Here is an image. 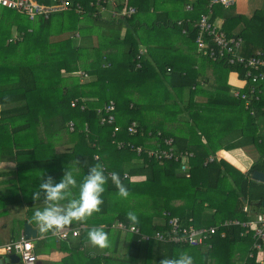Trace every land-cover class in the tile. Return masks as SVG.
I'll list each match as a JSON object with an SVG mask.
<instances>
[{
	"label": "trees",
	"instance_id": "1",
	"mask_svg": "<svg viewBox=\"0 0 264 264\" xmlns=\"http://www.w3.org/2000/svg\"><path fill=\"white\" fill-rule=\"evenodd\" d=\"M73 1L87 9L85 15L95 17L96 0ZM190 3L193 5L192 10L187 9ZM208 3V0H130L128 4L123 1L118 3L121 10L128 6H134L137 10L130 16H116L127 31L118 41L120 45L116 51L112 52H96L85 44L77 46L72 39L73 32L67 37H59L58 42H51L54 32L49 25L58 16L73 13L67 20V31H84L80 25L81 14L75 8L53 13L48 18L38 16L30 19L23 14L28 25L32 26L38 18L39 21L36 22L37 29L27 32L23 40L10 43L17 49L14 56L6 49L3 39L0 41V105L23 101L21 105L0 109V135L10 139L14 150L13 160L18 167L36 171L39 179L53 177L56 166L64 167L65 171L71 169L77 180V187L71 189L73 197L78 195V185L83 180L79 170L82 167L89 168L101 163L106 175H110V172L119 173L129 189V197L120 198L109 178L102 195L104 203L100 206L101 210L94 213L97 217L93 216L94 221L90 223L97 227L105 224L103 229L107 233L116 230V245L124 236V241L128 242V258H124L122 264H160L165 257L172 258L181 251L192 256L194 264H261L258 251L253 247L254 232L242 225L225 227L222 224L227 219H252L254 216L243 211L246 203L253 212L263 209L264 213V182L252 178L255 170L264 172V135L260 134L258 124L259 118L264 116V82L258 84L262 89V92L257 93L259 99L255 93H251V81L238 95L230 93L235 103L236 126L228 131L221 129L214 136L206 131L207 125L199 121L209 120L207 103L195 110L193 108L198 105L194 101L181 106L185 92H193V86L197 89L195 93H206L209 98L222 97L227 93L223 92L221 78L226 79L229 73L237 71L242 79H246L247 70L242 66L210 59L199 51L196 42L198 28L195 24L202 13L209 12ZM235 4H217L213 7L210 20L217 25L216 32H224L229 37H242L241 53L245 56L254 55L258 49L264 52V8L246 16L234 13ZM219 17L225 19L222 26L217 24ZM239 25L242 28L235 33L234 29ZM125 43L126 50L121 47ZM166 44L172 48L168 58L186 62L189 66L169 64L170 70L164 63L151 66L145 60L146 51L141 56V66H137L142 45ZM186 46L192 48V52H186ZM209 65L214 69L215 80L210 84L215 89L213 91L204 88L198 80L202 67ZM79 68L93 79L81 81L83 77L79 74ZM126 71L138 72L139 76L131 77ZM66 72H73L75 76L65 75ZM210 79L207 77L204 81L209 82ZM242 94H247L250 99L249 107H246V99ZM111 100L116 103L117 123L122 126L118 136L120 139L136 145L156 147L162 142L163 136H157L160 129L164 136H172L163 125L149 124V118L157 110L163 114L188 113L193 117L191 124L194 130L197 129L201 133L199 136H205L208 142L203 143L201 140L199 150L191 160V169L186 173L178 162H160L148 159L146 155L141 157L129 149H119L113 143V125L101 122L105 115L103 107ZM218 100L217 103L221 102ZM73 102L75 105H72ZM99 109L102 111L99 112ZM134 120L139 122L144 135L128 134L126 128ZM70 121L75 124L74 130L70 129ZM221 121L217 123L221 125ZM38 125L42 127L39 133L35 129ZM150 131L152 136L148 135ZM228 134L231 138L237 135L241 141L230 143L227 149L252 146L250 148L257 149L254 152L258 151L261 156L248 172L241 171L214 153L220 145L231 140L225 137ZM174 136L177 147H180V141L184 140ZM55 144L65 145V148L71 146V151L56 154L54 148L51 149ZM182 147L186 148L187 145L183 144L180 149ZM210 154L215 159L205 164ZM135 157H140V162L131 163ZM178 169L181 172H177ZM187 173H190V177H187ZM138 174L144 175V179L132 180V176ZM198 174H201L199 178ZM55 177L56 182L62 179V176ZM231 178L237 183L236 189L226 185ZM129 211L137 214L139 223L135 224L142 234L169 229L168 218L171 216H178L185 225L197 228L213 225L218 229L197 246L142 240L141 234L114 227L118 221L134 224L127 219ZM99 215H102L101 219ZM223 231L226 232L224 237L221 234ZM154 248L157 254L152 257Z\"/></svg>",
	"mask_w": 264,
	"mask_h": 264
},
{
	"label": "crops",
	"instance_id": "2",
	"mask_svg": "<svg viewBox=\"0 0 264 264\" xmlns=\"http://www.w3.org/2000/svg\"><path fill=\"white\" fill-rule=\"evenodd\" d=\"M129 3L130 0H113V2L108 3L107 10L105 9L100 14L93 16H98L99 18H92L87 15H81L79 16L80 19V25L81 27H84V31L81 32L79 29H75L73 31H67L69 29V25L67 24V20L69 17H72L73 13H68L65 16H58L54 19L53 23L49 25L51 30L57 34L53 33L51 36V42H58L59 37H67L71 35L73 32L74 35L72 36V39L74 43L78 45L90 46L92 47L96 52H112L116 51L117 47L120 45L118 43L119 40H122V38L125 36L127 28L124 24H121L117 21V13L119 12V9L117 4L120 2ZM251 1L253 0H238L235 4L234 13H240L243 15L248 14L247 13V6L248 4L251 5ZM256 3H264V0H255ZM193 6V5H192ZM255 12V10H254ZM114 14V15H113ZM253 14V13H252ZM117 16V17H116ZM248 16V15H246ZM37 21H39V18L34 20L33 25H28L26 18L23 16V14L13 10H8L0 7V41L3 39L5 45L7 46L6 49L8 52L11 53V56H14L17 53V49L15 46H13L12 43H16L17 41L23 40L24 36L27 34V32H32L34 29H37ZM225 19L224 17H219L217 20V24L222 26ZM37 22V23H36ZM239 28V29H238ZM242 28L240 25L237 27L238 30L234 29V32L237 33V31ZM236 30V31H235ZM67 31V32H65ZM75 31V32H74ZM95 32V34H93ZM81 33V34H80ZM85 34L83 37L82 34ZM67 35V36H66ZM97 38V39H95ZM179 46V45H178ZM122 49L127 48V43L124 44ZM150 47V48H149ZM149 47L141 46L140 49H143L145 52V55L147 57L145 60L148 61V64L153 66H158L159 64H167L168 70L171 65L174 64L176 66L181 67H188L189 64L186 62H178L173 61V59L168 58L169 55L172 53V48L170 46L163 45H149ZM186 52H192V48L186 46L185 47ZM21 50V48H20ZM260 50V49H258ZM197 54V53H196ZM51 60H53L51 58ZM82 61V60H80ZM81 68V67H80ZM79 68V72H81ZM213 70L212 67L205 66L202 67L201 72L198 75V80H200V83L203 85L204 88H206L209 91L215 90L211 85L213 84L215 80V76H213ZM85 71V70H83ZM6 73V71L4 70ZM74 72V71H73ZM71 72H66L65 75H72L75 76V74ZM127 75L131 77H137L139 76L138 72L134 73L133 71H126ZM6 75H4L5 77ZM211 77L209 82H205L204 78ZM222 79V85L224 87V91L226 92V96L222 97H216L213 96V98H209V96L206 93L196 92V88L193 86V92L187 90L185 92V95L183 97V103L181 106H187L190 105L191 101H194L197 107L193 108L199 109V105L206 104L207 108L210 109V117L207 121L199 120L200 123L202 122L206 126V131L214 136L215 134H218L221 129H225L226 131L231 130L235 128L236 124V115L235 111L233 110V107L235 106V103L233 101V98H231L229 95L230 93H233L234 95L237 94L241 89H244L245 82L244 79L240 77L239 72H231L229 73L228 77L221 78ZM82 81V79H81ZM227 82V84H226ZM211 84V85H210ZM150 86V85H149ZM147 86V89L149 88ZM217 94V93H216ZM217 98V99H215ZM220 99L221 102L217 103ZM23 101L18 102H12L8 104H1L0 109H7L14 106L21 105ZM221 110H218L219 108ZM218 108V109H217ZM216 109V110H215ZM213 117H212V116ZM193 117L190 116L188 113H174L169 112L167 114L160 113L159 111L155 110L153 112L152 118H149V124L150 125H163L169 132L172 137L174 135L182 137V140L184 142L180 141V147L183 144H186L187 147H182L183 150H189L193 153L198 152L199 150V144L202 140L203 143H207V139L205 136L200 137L199 134H201L197 129L194 130V126L191 124ZM222 119V124L219 125L217 121H220ZM258 124L260 127V131H263L264 135V116H261L258 120ZM37 132L39 133L42 130V127L40 125L36 126L35 128ZM161 130V129H160ZM162 131V130H161ZM261 134V133H260ZM42 136V134L40 133ZM23 139H26L25 135H22ZM175 137V136H174ZM219 137V136H218ZM225 137H228V140L230 139L229 134ZM241 141V138L235 135L233 138H231L230 141L224 143L223 145H220L219 148L216 149V155L219 158H224L227 161L233 160L236 161L233 155H239L238 149H242L245 146H240V148H234V149H227L228 145L230 143H239ZM152 143V142H151ZM178 143V142H177ZM60 144H55L54 147V153L60 154L62 152L71 151L69 146L68 148L63 147L65 150L60 151L61 149ZM180 147H178L180 149ZM247 147V146H246ZM62 148V149H63ZM188 148V149H187ZM33 151V150H31ZM53 153V152H51ZM213 154V153H211ZM210 154V155H211ZM14 150L12 147V143L8 137H4L0 135V246L10 242L15 237L19 236L20 234L24 233V224L30 223L33 228L37 230V237L32 240L35 243V250L36 254L38 255V262L37 264H122L123 258L126 257L128 254V242L124 241V236L119 239V244L116 245V230H112L110 233H108L109 240H110V246L108 248H98L92 246L90 243L86 241V235L89 229L93 227H97V225H94L90 222L94 221L92 220V217H97L92 215L90 218H88L86 221H73V223L66 228H81L80 234L78 236H70L67 239L60 238L56 235H52L51 232L42 233L38 230L37 225L32 221V216L34 212L37 209H42L45 205L43 202V199L34 201L32 198V195L35 191L39 189V185L42 181V179H39L38 173L36 171H30L25 170L24 167H18L15 160H13ZM196 156V155H195ZM140 162L138 158H133L131 163H137ZM232 163V162H231ZM233 164V163H232ZM234 165V164H233ZM81 170L82 174L81 177L83 178L85 175L88 174L89 168L82 167ZM241 170V169H240ZM249 170V169H248ZM246 170V172H248ZM181 172L180 169H178L177 172ZM242 171V170H241ZM244 172V171H243ZM65 173L64 167L56 166V172H54L55 178L63 177ZM112 172H110L111 174ZM199 175H197V178H199ZM132 180H142L144 179V175L138 174L135 176H132ZM61 203H66V201H62ZM2 206H7V209L4 210ZM102 215H99V218L101 219ZM105 224H100V227L104 228ZM122 248V249H121ZM157 249H153V256L157 254ZM8 255H3L0 257L1 259H4ZM259 258V255H258ZM108 259H111L108 261ZM99 261V262H98ZM3 264H23L22 261L20 262H12L8 261L6 262L3 260Z\"/></svg>",
	"mask_w": 264,
	"mask_h": 264
},
{
	"label": "built area",
	"instance_id": "3",
	"mask_svg": "<svg viewBox=\"0 0 264 264\" xmlns=\"http://www.w3.org/2000/svg\"><path fill=\"white\" fill-rule=\"evenodd\" d=\"M112 0H96L95 6L97 9L93 12L94 15L100 14L106 8L108 3ZM237 0H208V13H202L199 20L196 22L198 28V36L196 42L199 51L203 52L208 58L213 60H225L233 66H242L247 70L246 79H244L245 86L251 81V93L256 94V98L259 99L257 93L262 92V89L258 87L259 83L264 82V52L257 50L254 55L245 56L241 53L243 48V38L234 36L229 37L224 32H216L217 25L211 22L210 15L213 11V7L217 4H223L225 6H231L236 3ZM94 3H91L93 5ZM0 5L11 10H15L21 14H25L30 19H34L38 16L48 18L51 14L57 12H63L66 10H72L73 8L81 15L88 13L87 9L79 2L73 0H0ZM187 9L192 10V4L187 5ZM136 7L128 6L120 10L117 15L130 16L136 12ZM185 31V30H184ZM209 38V39H208ZM144 50L141 49L137 56V66L140 67L141 56ZM170 70V68H169ZM82 77L89 76L86 71L79 73ZM257 89H256V88ZM239 92H237V95ZM242 97L246 99V107H249L251 101L247 94H242ZM75 105V102L72 103ZM105 115L101 118L102 123H109L113 125L112 138L113 143L117 145L119 149H129L135 151L139 156L146 155L148 159H155L160 162L175 161L180 163V168L183 172L191 169V160L195 157V153L189 150L179 149L176 145L175 138L172 136H164L162 131L157 132L158 137H162V142L156 147H146L145 145H136L135 143L118 138L122 131V126L117 123L116 118V103L114 100L106 103L103 107ZM102 109H99L101 112ZM70 129H75L73 121L69 123ZM126 131L130 135L142 134L144 130L140 126L138 121H132L126 128ZM148 135L152 136V132H148ZM96 158H99L96 155ZM215 156L210 155L205 164L214 161ZM128 177V174H125ZM187 177H190V173H187ZM245 213H249L254 216L252 219L242 221L239 218L227 219L222 225L225 227H231L234 225H242L249 231L254 232V248L258 251L259 261L264 264V213L253 212V209L248 203L243 207ZM170 214V213H167ZM168 224L170 228L157 229L153 234L141 233L139 226L136 224H127L123 221H118L114 227L122 231H130L142 235V240L154 239L159 242H174L175 244L197 246L202 244L205 240H208L213 234L217 232V226H203L195 227L194 225H185L178 216H171L168 218ZM81 228H65V230L57 234L56 236L67 239L71 235L78 236ZM222 236L226 235V232H221ZM17 253L23 264H37L38 255L35 250V243L32 239H29L25 234L12 239L10 242L0 246V257L3 255H9ZM252 255V254H251Z\"/></svg>",
	"mask_w": 264,
	"mask_h": 264
},
{
	"label": "clouds",
	"instance_id": "4",
	"mask_svg": "<svg viewBox=\"0 0 264 264\" xmlns=\"http://www.w3.org/2000/svg\"><path fill=\"white\" fill-rule=\"evenodd\" d=\"M109 178L118 190L117 195L122 199H127L130 192L120 174L112 172L110 175H106L101 163L89 167L88 174L78 185L76 197H73L71 189L77 187V180L71 169L65 171L59 182H56L52 176L43 178L39 189L33 193L32 198L34 201L43 199L45 206L34 212L32 221L40 232H51L52 235L62 233L73 221H86L101 210L100 206L104 203L102 195ZM62 201H66V203H61ZM126 216L132 223H139L135 212L129 211ZM86 241L101 249L110 246L108 233L103 227L89 229ZM160 264H194V259L187 252L181 251L172 258L165 257L160 261Z\"/></svg>",
	"mask_w": 264,
	"mask_h": 264
},
{
	"label": "rangeland",
	"instance_id": "5",
	"mask_svg": "<svg viewBox=\"0 0 264 264\" xmlns=\"http://www.w3.org/2000/svg\"><path fill=\"white\" fill-rule=\"evenodd\" d=\"M111 2H113V0ZM237 2H238V0H237ZM263 8H264V3L263 4L259 3V2L256 3L255 0H253V1H251V5L248 4V6H247V13L248 14H246V15L251 16V15H253L252 13H254V10L256 11L257 9H263ZM234 9H235V7H234ZM73 17H74V15H73ZM238 29L236 28V30H238ZM93 34H95V32H93ZM95 39H97V38H95ZM80 71H83V70H80ZM77 75L80 76L79 74H77ZM91 79H93L91 76H85V77L82 78V81L91 80ZM260 133L263 135V131H260ZM231 137L232 136H230V138ZM61 146L62 147H61L60 151H64L65 149L63 147H65V145H61ZM250 147H252V146H250ZM250 147H248V146L246 147L245 146L241 150L238 149L240 154L239 155H233L234 158L236 159V161L231 160V162L234 164V165L232 164L233 166L237 167L238 169H241L244 172H246V170L250 169L252 164L261 157L259 155L258 151H257V153L254 152L255 148L253 149V148H250ZM136 158L141 160L140 157H136ZM184 173H186V172H184ZM228 178H230V177H228ZM226 185L230 186V188L236 189L237 183L231 178V179H229V181H227ZM0 201H1V198H0ZM2 208H4V210H6L7 206H2ZM261 210L263 211V209H261ZM125 258L127 259L128 257H125ZM123 260H124V258H123ZM128 264H131V263H128Z\"/></svg>",
	"mask_w": 264,
	"mask_h": 264
},
{
	"label": "water",
	"instance_id": "6",
	"mask_svg": "<svg viewBox=\"0 0 264 264\" xmlns=\"http://www.w3.org/2000/svg\"><path fill=\"white\" fill-rule=\"evenodd\" d=\"M252 178L257 181L264 182V172L255 170L252 173ZM24 233L25 236L29 239H35L37 237V230L33 228L32 225L28 222L24 224ZM3 260H5L6 262H8L9 260L12 262H20L21 258L17 253H12L4 259H1L0 264H3Z\"/></svg>",
	"mask_w": 264,
	"mask_h": 264
}]
</instances>
